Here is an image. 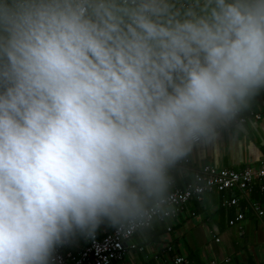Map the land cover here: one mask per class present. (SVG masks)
Here are the masks:
<instances>
[{
    "label": "clouds",
    "instance_id": "1",
    "mask_svg": "<svg viewBox=\"0 0 264 264\" xmlns=\"http://www.w3.org/2000/svg\"><path fill=\"white\" fill-rule=\"evenodd\" d=\"M264 93V0H0V264L147 233Z\"/></svg>",
    "mask_w": 264,
    "mask_h": 264
},
{
    "label": "crops",
    "instance_id": "2",
    "mask_svg": "<svg viewBox=\"0 0 264 264\" xmlns=\"http://www.w3.org/2000/svg\"><path fill=\"white\" fill-rule=\"evenodd\" d=\"M250 112L264 113V93L243 116L247 117ZM263 154L264 114L258 120L249 117L236 129L227 131L215 147L198 150L186 166L195 172L205 165L238 171L257 167ZM186 182L187 179L178 180L176 186ZM234 194L238 196V193ZM230 197L229 193L211 192L204 194L200 201L189 200L183 214L165 223H156L147 233H135L130 241L142 251H127L124 258L114 264H162L168 256L161 253L165 245L171 246L173 252L184 257L189 264H206L225 256L231 258L230 264H264V228L250 212L252 203H263L262 197L251 190L239 197L236 208H222V198ZM238 210L242 211L243 220L229 227L227 221ZM165 226L170 227L169 232L165 231ZM111 229L104 225L96 234L101 235ZM211 235L219 239L218 244L212 241ZM81 243V238L77 237L76 245ZM155 255L158 259L154 261L152 257Z\"/></svg>",
    "mask_w": 264,
    "mask_h": 264
},
{
    "label": "built area",
    "instance_id": "3",
    "mask_svg": "<svg viewBox=\"0 0 264 264\" xmlns=\"http://www.w3.org/2000/svg\"><path fill=\"white\" fill-rule=\"evenodd\" d=\"M264 113H252L241 117L240 123H244L249 117L258 120ZM204 178L205 189L201 194H197L189 187V182L182 186H176L175 212L165 221L172 220L185 211L186 203L189 200L200 201L201 197L206 193L231 194L230 198H222L220 205L224 209L236 208L239 197H242L246 192L255 190L262 197V204L254 202L250 205L252 215L262 223L264 228V154L257 167H246L244 169L233 171L226 169H217L208 165L202 166L196 172ZM234 192L238 193L235 196ZM193 216V213H190ZM243 220L242 211L235 212L232 219L227 221V225L235 226ZM240 228V227H239ZM165 231L169 232L170 227L165 226ZM135 234V233H134ZM124 236L112 228L109 232L98 235L94 234L90 237H80L81 245H76V238L60 247L57 250L55 264H114L121 261L127 251L139 250L130 239L134 235ZM214 243H219V239L211 235ZM168 256L162 261V264H189L188 261L175 254L171 246L165 245L161 251ZM152 259L157 260V255ZM229 256L223 257L219 261H208L206 264H230Z\"/></svg>",
    "mask_w": 264,
    "mask_h": 264
}]
</instances>
